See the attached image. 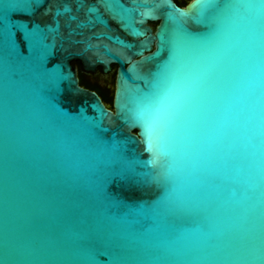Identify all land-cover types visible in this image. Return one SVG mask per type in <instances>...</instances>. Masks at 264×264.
<instances>
[{
	"label": "water",
	"instance_id": "water-1",
	"mask_svg": "<svg viewBox=\"0 0 264 264\" xmlns=\"http://www.w3.org/2000/svg\"><path fill=\"white\" fill-rule=\"evenodd\" d=\"M178 1L0 0V264H140L207 231L174 220L170 200L188 195L184 160L156 135L146 151L142 131L178 53L209 40L221 10L227 24L233 0L203 16ZM20 25L38 30L32 43ZM73 62L86 74L117 66L83 80L109 109ZM237 188L242 212L250 193ZM234 236L229 264H264V221H238Z\"/></svg>",
	"mask_w": 264,
	"mask_h": 264
},
{
	"label": "snow or ice",
	"instance_id": "snow-or-ice-1",
	"mask_svg": "<svg viewBox=\"0 0 264 264\" xmlns=\"http://www.w3.org/2000/svg\"><path fill=\"white\" fill-rule=\"evenodd\" d=\"M193 7L203 16L219 3L195 0ZM226 9L227 24L221 10L211 17L212 37L178 53L175 70L150 100L142 131L146 151L156 135L184 160L188 195L170 200L174 220L198 221L207 231L196 239L180 234L140 264H229L237 222L254 230L257 218L264 221V0H233ZM18 31L27 43L38 35L27 25ZM241 182L250 195L237 212Z\"/></svg>",
	"mask_w": 264,
	"mask_h": 264
},
{
	"label": "flooded vegetation",
	"instance_id": "flooded-vegetation-1",
	"mask_svg": "<svg viewBox=\"0 0 264 264\" xmlns=\"http://www.w3.org/2000/svg\"><path fill=\"white\" fill-rule=\"evenodd\" d=\"M174 1L176 2L177 5L180 6V4H178V2H177L178 0H174ZM72 65L76 69L77 77H78L80 86H82L83 88H86L88 90H91V91H94L95 93H97V95L100 97V99L102 100V102L104 103V105L109 109V107H108V105L106 103L105 96L103 94H100L97 90L94 89V87H97V86L88 85L85 82H83V80H84V78L97 79L100 76H108V75H111V73L113 71V68L116 67V69H117V66L112 65L111 66V72L108 73V74H103L102 71H101V69H99V68L96 70L95 73L86 74V73H82L80 71L81 64L79 62H73ZM112 100H113V97H112Z\"/></svg>",
	"mask_w": 264,
	"mask_h": 264
},
{
	"label": "trees",
	"instance_id": "trees-1",
	"mask_svg": "<svg viewBox=\"0 0 264 264\" xmlns=\"http://www.w3.org/2000/svg\"><path fill=\"white\" fill-rule=\"evenodd\" d=\"M178 2V4H180V2L179 1H177ZM181 5V4H180ZM183 7V6H182Z\"/></svg>",
	"mask_w": 264,
	"mask_h": 264
}]
</instances>
